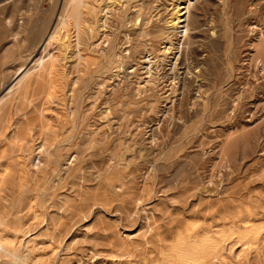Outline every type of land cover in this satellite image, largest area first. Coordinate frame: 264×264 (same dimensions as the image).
<instances>
[{"label": "rangeland", "instance_id": "obj_1", "mask_svg": "<svg viewBox=\"0 0 264 264\" xmlns=\"http://www.w3.org/2000/svg\"><path fill=\"white\" fill-rule=\"evenodd\" d=\"M140 1L129 0L108 22L117 51L137 42L145 47L126 65L129 78L116 95L111 90L121 75L87 44L84 53L95 64L76 72L75 56L68 58L53 80H44L46 89L53 81V96L38 89L13 107L14 95L7 99L0 179L13 178L18 189L45 136L48 145H61L60 165L70 167L62 177L47 172L29 182L34 204L13 239L29 241L30 255L26 261L3 256L4 264H133L131 252L142 264H264V0H192L180 24L189 25V37H181L182 27L171 33L165 59L161 51L171 31L165 21L176 0H145L146 33L128 42ZM63 4L0 0V98L39 57ZM102 39L100 33L91 41ZM149 58L157 61L152 82L133 97ZM28 118L35 122L25 133ZM83 133L94 134V146L85 145ZM76 148L82 154L65 162ZM1 180L5 197L11 185ZM249 217L255 231L243 241L235 228ZM215 241L221 253L211 250Z\"/></svg>", "mask_w": 264, "mask_h": 264}, {"label": "bare ground", "instance_id": "obj_2", "mask_svg": "<svg viewBox=\"0 0 264 264\" xmlns=\"http://www.w3.org/2000/svg\"><path fill=\"white\" fill-rule=\"evenodd\" d=\"M128 1L129 0H64L63 8L61 10V14L59 16L58 23H57L56 27L53 29V31H50V33L48 34V36L45 40V43H44V48H43L42 52L40 53L39 57L29 67L28 71H26L25 74L22 77H20V79H18L17 82L8 90V92L6 94H4L3 97L0 98V128H1V126L3 127L4 123L6 122L8 116H9L10 107L11 106L13 107V105L16 106V102L18 103V101L20 99L23 103V99L24 100L28 99L26 97H29L30 93L32 95L33 91L35 92V90L43 89V91H45L44 94H46L47 96H53L54 95L53 81L50 82L51 83V84H49L50 86L46 89L45 88L46 84L44 82H47V81H44V80L47 79V77H49V78L51 77V80H53L54 75L56 73H58V70L60 69L61 66H63L66 63V60L68 58L75 56V61H74L75 64L73 63V66L76 68V70H77L76 72H81L83 66H89L90 64H92V65L95 64V62H96L94 59L95 57L94 58L88 57L84 53V51H85L84 48L87 44H89L88 47L99 52L100 56L105 58L107 63H109L110 65L113 66V71H114V68L116 69V71H117L116 76L121 75L119 77L120 79L118 78L117 84L113 85L114 87L111 90V94L116 95L118 93V91L121 90L122 87H125L124 85H125V82L127 80L128 74H129L127 72L126 65L128 63H132L134 60H136V58H137L136 54L141 55L143 53L142 50L143 49L145 50V47L142 48L140 43H138L136 41L137 44L135 46H132V44H131L130 46H132V48H128V49L126 48V53H124L123 51H117V49H118L117 43H115L111 34L108 33V22H109L110 17H112L115 13H124V11L127 10ZM146 2H148V1H145V0L143 2L140 1V3H138L137 5L134 6V9L132 12H134L133 19L135 21V24H134L135 26L132 29V33H128V35L125 36L126 37L125 39H127L128 42H131L132 34L135 36L136 35L137 36H143L146 33L145 26L150 21V17H148V15H146V14L144 16H141V15H143V10L145 8H150L149 7L150 3L147 6ZM193 4H194V2L192 0H176V3L172 8L173 11H172L170 17L165 21V26L167 28H170L171 31L167 34V36H166L167 43L163 47V50L161 51L162 52L161 54L164 57L163 59L168 57L169 51L173 45V39H172L171 33H173V36H174L178 32V29L180 27H182L184 29L180 30V32H182L181 37H185V39H186V37H189L188 36V34L190 33L189 32L190 31L189 25L188 24L180 25V24L183 22L184 23L187 22V18L189 16L188 17H185V16L190 15L191 7ZM71 26H73V28H74L75 34L73 36L70 34V27ZM22 28H24V27H22ZM100 33H103V39L100 42L98 41V43H96L97 40L91 41L95 37L96 34H100ZM168 45H169V47H168ZM262 49H264V48H262ZM174 56L176 57V53ZM156 58H157V61H159L158 56H156ZM140 60H141V57H140ZM157 61L154 60L153 58H149L147 63L150 65L146 67V71H145L146 76H145V78H143V81L141 80V81L137 82V85H136V87H137L136 91L137 92H134L135 94H133L131 92L132 90L130 91L131 94L133 95V97H134V95L136 96V95H140L142 93H145L147 87L150 86V84L152 82L153 67L157 63ZM140 62H142V61H138L137 65L138 64L142 65V63H140ZM174 65H176V62L174 63ZM32 72L34 73L33 76L31 75ZM29 75L32 76V78H30L29 81H26V79L28 80L27 77H30ZM78 77H79V75H78ZM112 78H114V77H112ZM77 82H78V80L75 83L77 84ZM143 82H145L146 84H144ZM130 86H131V83H130ZM152 90H154V89H152ZM72 91H75V88H73ZM122 92H123V90H122ZM12 95H14V99L12 100L11 106H9L7 104V102H10V101H7V99ZM56 95H58V94H56ZM72 97L74 98V94H72ZM8 100H10V99H8ZM137 109H138V107H137ZM143 110H142V112H143ZM111 114H112V111L108 109V110H106L105 115H104L107 117L106 123H108V124L112 121V120H110ZM25 115H26V113H25ZM73 115H75L74 112H73ZM106 117H104V118H106ZM34 122L32 121V119H29V118H28V120L26 119L25 127L23 128L25 133H28L30 130L33 129L32 125L34 124ZM110 124L108 126H110ZM111 128H112V126H111ZM110 131H112V130H110ZM46 132H47V130H46ZM84 134L85 133H83V136H84L83 141H84L86 146H88V145L91 146L94 143H96V137L94 136V134L90 135L89 137L85 136ZM43 135H42V137H43ZM46 137L47 136H45V141L43 139L42 143L39 144V146L37 147V150H38L37 155L34 156L33 160H35L36 158H38V160L36 162H33V160H32L33 169L28 170L26 172L24 171L25 174L20 176L19 183H17L18 189L13 188L14 182L11 181V179H13V178H9L7 180L4 179L6 181V184L11 185V187H10L11 192H9V190H8L9 193H7V195H5V197L0 196V264H4L3 262H1V258L3 256L4 257L5 256L11 257V259H14L16 261H24L26 258H29L30 250H31L30 246L28 245L29 241H27L25 243V245L24 244L17 245L14 242L15 241L14 239L17 235L16 236L14 235L16 233L13 234V232H14L13 229L15 230V228H16V231H18V229L20 230V228H22V225H21V227L17 228L18 224L23 223L22 222V218H23L22 214H24L25 212H28V210L30 209L32 204H34V203H32L33 200H30L28 198L29 182L31 180L38 181L41 177H45L47 172H52V173L57 172L59 174V176L62 177V175H61L62 171L66 172V170H68L70 167L67 165L68 168L64 169L62 167L63 164L60 165V161L63 157L61 154V149H60L61 145H54L55 142L53 143L52 146L48 145V142H47L48 140ZM86 137H88V138H86ZM79 139H80V137H78V140ZM64 140H66V139H64ZM80 142H82V141H80ZM95 146H97V145H95ZM79 147H80V145L78 144V148ZM82 148H83V146L81 147V149ZM89 148H91V147H89ZM145 153H144V155H145ZM81 154H82V150L79 151V149L77 150V148H76V150L70 151L69 154L67 155V157L65 155V157H66L65 162H70V164H72L73 161L75 159H78L77 157H79ZM88 155H89V153H88ZM4 170H6V169H4ZM68 171H67V173H68ZM65 172H63V173H65ZM1 181H2V184H5V183H3L5 181H3V180H1ZM23 186H25V189L22 188ZM25 215H27V214H25ZM240 218H241V216H240ZM253 220L254 219L252 217L251 218L250 217L244 218L242 221L243 226H240L239 228H235L236 232L238 231L237 232L238 236H239L238 238L245 241L246 237L252 236L251 235L252 233L249 231H251V230L255 231V228L252 229V226L255 225V224L252 225ZM210 233H211V231L207 229L205 231V238L208 237L209 240H211V237L209 236ZM12 241H13V243H12ZM211 245H212V246H210L211 250L214 249L216 254H218V252H220V253L222 252L223 248L220 245V243L215 241V243H213ZM21 247H24V248L29 247V249L27 250V253H22ZM140 254H142V253H140ZM128 255L130 257V262H132L133 264H142V263H140L141 261L138 258V256H141V255L135 254L134 252H131ZM128 255H126V256H128ZM195 256L196 255H194V257ZM36 259L37 258L35 257V260ZM38 259L40 260L41 258H38ZM36 261H38V260H36ZM197 262H198V260H197ZM146 263H147V261H146ZM128 264H129V262H128ZM200 264H210V263H208V261L203 260V262H201Z\"/></svg>", "mask_w": 264, "mask_h": 264}]
</instances>
